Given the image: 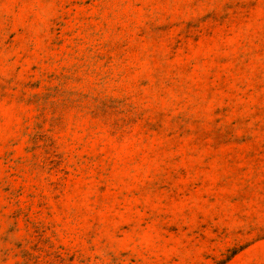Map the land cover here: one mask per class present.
<instances>
[{"label": "rangeland", "instance_id": "rangeland-1", "mask_svg": "<svg viewBox=\"0 0 264 264\" xmlns=\"http://www.w3.org/2000/svg\"><path fill=\"white\" fill-rule=\"evenodd\" d=\"M0 264H264V0H0Z\"/></svg>", "mask_w": 264, "mask_h": 264}]
</instances>
